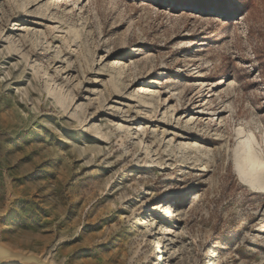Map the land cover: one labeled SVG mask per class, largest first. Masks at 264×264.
I'll list each match as a JSON object with an SVG mask.
<instances>
[{"label": "rangeland", "instance_id": "rangeland-1", "mask_svg": "<svg viewBox=\"0 0 264 264\" xmlns=\"http://www.w3.org/2000/svg\"><path fill=\"white\" fill-rule=\"evenodd\" d=\"M259 166L264 0H0L2 245L264 264Z\"/></svg>", "mask_w": 264, "mask_h": 264}, {"label": "water", "instance_id": "water-1", "mask_svg": "<svg viewBox=\"0 0 264 264\" xmlns=\"http://www.w3.org/2000/svg\"><path fill=\"white\" fill-rule=\"evenodd\" d=\"M12 203L13 201L10 200L7 203L6 208L0 211V222L1 220L8 218L12 208ZM44 259H41L37 254L32 252L14 251L2 245L0 241V264H55L50 258H47L48 262L46 263Z\"/></svg>", "mask_w": 264, "mask_h": 264}, {"label": "bare ground", "instance_id": "bare-ground-1", "mask_svg": "<svg viewBox=\"0 0 264 264\" xmlns=\"http://www.w3.org/2000/svg\"><path fill=\"white\" fill-rule=\"evenodd\" d=\"M236 171L239 172V168L236 167ZM264 183V167L259 166L256 170V185H261Z\"/></svg>", "mask_w": 264, "mask_h": 264}]
</instances>
